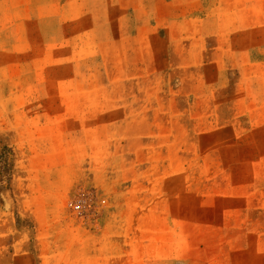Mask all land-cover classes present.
I'll return each instance as SVG.
<instances>
[{
	"label": "rangeland",
	"instance_id": "obj_1",
	"mask_svg": "<svg viewBox=\"0 0 264 264\" xmlns=\"http://www.w3.org/2000/svg\"><path fill=\"white\" fill-rule=\"evenodd\" d=\"M0 264H264V0H0Z\"/></svg>",
	"mask_w": 264,
	"mask_h": 264
},
{
	"label": "trees",
	"instance_id": "obj_2",
	"mask_svg": "<svg viewBox=\"0 0 264 264\" xmlns=\"http://www.w3.org/2000/svg\"><path fill=\"white\" fill-rule=\"evenodd\" d=\"M11 157V150L7 147H4L0 153V174L2 177V182H7L9 180Z\"/></svg>",
	"mask_w": 264,
	"mask_h": 264
}]
</instances>
